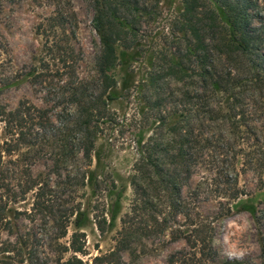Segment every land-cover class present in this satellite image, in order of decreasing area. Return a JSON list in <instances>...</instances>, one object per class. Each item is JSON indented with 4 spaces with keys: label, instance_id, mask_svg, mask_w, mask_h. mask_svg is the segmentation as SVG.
I'll return each instance as SVG.
<instances>
[{
    "label": "trees",
    "instance_id": "obj_1",
    "mask_svg": "<svg viewBox=\"0 0 264 264\" xmlns=\"http://www.w3.org/2000/svg\"><path fill=\"white\" fill-rule=\"evenodd\" d=\"M3 1L14 0H0V8ZM260 1L264 3L179 0L174 26L180 46L162 52L157 62L154 57L148 59L146 69L131 82L132 70L121 76L118 71L131 55L138 54L139 27L155 12L149 0H92L100 51L94 74L86 78L77 73L78 59L70 43L74 13L60 2L36 25L43 52L37 58L38 66L24 71L22 77L47 84L46 92L61 107V127L54 132L59 136L58 160L64 167L70 162L75 165L66 176V185L87 186L91 196L115 195L108 222L104 215L96 220L101 232L106 223L113 226L122 193L105 170L104 160L127 131L131 137L120 145L131 149L132 198L120 219L119 234L135 230L137 223H142L138 231L147 234L169 229L176 239L185 241L193 255H206L211 250L215 216L198 210L201 195L213 192L237 199L243 194L238 178L247 172L255 174L257 186H264V13ZM124 102V111L123 106L111 107ZM0 125L5 137L0 138V186H9L4 154L24 145L28 150L35 147L44 138L41 131L52 125L47 108L28 102L12 110L0 103ZM102 136L109 139L106 147L98 145ZM200 167L209 174H203L183 194V187ZM26 177L24 186H49L42 174L33 177L28 171ZM35 206L41 208L42 203L36 201ZM237 206L256 215L245 200ZM219 207L229 213L230 206ZM3 211L0 206V229L9 223L4 222ZM68 216H74L77 228L87 222L80 208H71ZM19 242L17 255L27 245L26 239ZM85 243L84 232L71 234L69 249L74 254L68 264L81 263L76 254ZM9 245L0 244V253L15 250V245L10 246L13 249ZM188 254L178 264H202Z\"/></svg>",
    "mask_w": 264,
    "mask_h": 264
},
{
    "label": "rangeland",
    "instance_id": "obj_2",
    "mask_svg": "<svg viewBox=\"0 0 264 264\" xmlns=\"http://www.w3.org/2000/svg\"><path fill=\"white\" fill-rule=\"evenodd\" d=\"M60 2L75 16L74 35L70 43L78 59L77 73L81 78L92 76L94 61L100 51L99 37L92 23V0H14L3 1L0 8V103L8 110L22 102L47 108L52 125L41 131L44 138L35 147L28 150L26 145L20 146L3 156L4 175L9 186H0V206L4 208V222L9 223L0 229V244L15 245V250L0 253V264H68L74 254L69 249L71 234L76 230L84 232L86 243L83 251L76 254L81 263L74 261L75 264H178L188 253L193 262L201 259L199 262L202 264H264V186H257V178L252 172L239 176V188L243 194L237 199L228 200L213 192L201 195L198 210L204 215L215 216L211 250L206 255H193L185 241L176 239L169 229L147 234L138 231L142 223H137V229L134 227L135 230L126 235L119 234L120 219L129 210L132 198L129 185L131 149L120 145L122 140L127 142L131 137L128 131L122 139L119 138L114 148H110V156L104 160L105 170L117 182L116 190H122L118 201L120 207L113 226L108 227L106 223L103 232L98 229L96 220L104 215L108 222L115 195L106 198L105 193L103 197L91 196L87 186L66 185V176L75 165L70 162L69 167H64L58 160L59 136L54 132L61 127V107L54 105L52 97L46 92L47 84L32 83L22 77L24 71L33 65L38 66L37 58L43 52V39L36 33V25L52 14ZM149 2L155 12L144 18L139 27L136 38L138 54L131 55L132 59L126 60L122 70L118 71L121 76L123 72L132 70L130 82L143 73L148 59L154 57L157 62L162 52L168 53L180 46L174 26L179 0ZM260 3L264 13V3ZM126 104L113 103L111 107L117 109L123 106L124 111ZM0 138H5L2 130ZM108 143L109 139L106 140L105 136L98 141V145L105 147ZM76 155L81 157L80 153ZM58 165L59 177L55 173ZM28 171L33 177L42 174L49 186H24ZM203 174L209 172L198 168L188 186L183 187V194L191 191ZM240 200L252 204L256 215L239 209ZM36 201L42 203L41 208L35 206ZM220 205L230 206L229 213L224 214L225 208L220 210ZM71 208H80L86 213L87 222L81 228L74 225V216H68ZM23 239H26L27 245L21 248L23 253L17 255L19 240ZM29 251L31 253H27Z\"/></svg>",
    "mask_w": 264,
    "mask_h": 264
}]
</instances>
